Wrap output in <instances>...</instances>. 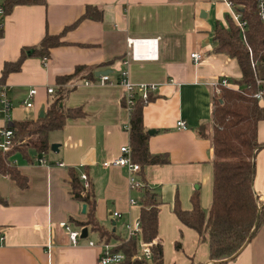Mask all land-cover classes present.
Returning a JSON list of instances; mask_svg holds the SVG:
<instances>
[{"label": "crops", "instance_id": "1", "mask_svg": "<svg viewBox=\"0 0 264 264\" xmlns=\"http://www.w3.org/2000/svg\"><path fill=\"white\" fill-rule=\"evenodd\" d=\"M87 6L95 7L99 17H84ZM230 11L225 0H46L45 4H17L4 14L0 78L4 63L16 61L22 49L38 45L45 33H62L63 42L50 48L47 56L27 55L21 68L3 80L12 106L11 122L44 113L60 89L64 90L62 105L79 107L83 115L67 118L60 129L49 133V144L58 148L50 147L45 163L37 162L36 156L33 161L17 153L10 156L27 185L20 188L0 174V194L6 200L0 203V264H100L102 245L97 234L77 222L86 220L88 207L82 212L85 203L70 193L71 167L78 175L87 173L95 202L93 215L104 228L127 238L128 229L139 221L143 189L148 188L158 203L163 264L211 263L207 234L201 237L183 224L172 207L178 203L190 210L195 192L205 213L211 203L210 123L213 97L221 91L216 83L241 74L234 58L214 49L216 24L225 26ZM129 38L156 39V58L132 57ZM147 47L136 44L139 53ZM192 52L201 58L195 60ZM78 65L85 68L74 74ZM101 70L110 71L109 81L103 84L96 79ZM122 71L134 86H155L148 97H141L146 101L142 122L149 152L167 157L166 163L147 165L142 174H135L139 187L130 186L124 166L103 164L118 158L121 146H130L125 128L130 109L119 82ZM66 75H71L67 81L57 83L58 77ZM48 86L53 87L52 93L46 91ZM32 87L36 93L27 108L24 101ZM258 101L264 107V97ZM181 119L185 129L177 127ZM4 125L0 117V129ZM256 136L262 147L254 156L252 188L261 222L224 264H264V118L257 123ZM131 198L136 202L131 203ZM65 224L80 232L86 228V237L71 244ZM177 242L180 248L175 247ZM108 244L113 247L117 241Z\"/></svg>", "mask_w": 264, "mask_h": 264}, {"label": "trees", "instance_id": "2", "mask_svg": "<svg viewBox=\"0 0 264 264\" xmlns=\"http://www.w3.org/2000/svg\"><path fill=\"white\" fill-rule=\"evenodd\" d=\"M231 1L234 9L241 12V19L246 24L239 27L227 14L226 25L217 23L214 30L215 51L234 58L241 74L239 78L229 80L235 87H221L220 93L213 97L211 203L205 213L199 203L198 193L195 192L191 197L190 210L181 209L178 203H174L172 207L183 224L196 230L201 237L207 234L211 261L209 264H224V259L235 255L251 239L261 222L260 214L257 220L259 207L252 180L255 171L254 156L262 147L257 140L256 129L258 121L264 118V107L259 104L253 93L264 85V25L257 17L255 0ZM45 3L46 0H5L1 5L6 14L17 4ZM94 8L87 6L84 17L98 18L99 12ZM1 31L2 28L0 35ZM61 34L45 33L38 45L22 49L16 61L5 62L1 70L0 88L5 84L3 80L10 72L21 68V63L27 55L47 56L50 48L61 45ZM84 68V65H78L74 74ZM70 76L58 77L56 81L63 83ZM63 92V89L56 92L42 116L13 121L9 125L13 131V146L8 151L0 150V174L8 176L20 188L27 185V180L11 162L10 156L17 153L27 161H33L35 156L45 158L50 149L49 133L60 129L67 118L83 115L79 107L65 108L62 105ZM145 102L140 96L136 97L129 117L131 158L140 165L138 174H142L147 165L167 162L166 155L152 154L148 150V135L142 122V105ZM202 132L200 130V133ZM68 175L72 197L88 207V217L86 220H78V224L95 232L98 242L109 243L116 240L117 244L111 251L125 255L119 264H163V247L157 235L158 203L154 193L148 188L143 189L139 214L140 234L124 238L104 228L94 218L95 202L87 173V187L83 185L74 168L68 169ZM5 202L0 194V203ZM139 240L148 244L151 251L149 260L141 256ZM175 247L180 248V243L177 242Z\"/></svg>", "mask_w": 264, "mask_h": 264}, {"label": "built area", "instance_id": "3", "mask_svg": "<svg viewBox=\"0 0 264 264\" xmlns=\"http://www.w3.org/2000/svg\"><path fill=\"white\" fill-rule=\"evenodd\" d=\"M228 4V6L232 9L230 11L229 15L233 19V21L239 26L242 27L246 24L245 21L241 19V12L238 11L237 9H234V5L231 0H225ZM256 3V14L259 19V21L264 25V0H255ZM4 9L3 6L0 4V29L3 28V17H4ZM155 41V43H154ZM139 43H146L148 47L146 48L145 51L139 53L136 49V44ZM151 44V45H149ZM128 45L131 50V56L136 57L138 59H153L156 58V53H155V45H156V39H133L129 38L128 39ZM191 57H193L195 60H198L201 58L200 53L198 52H192ZM43 60H46V57L42 58ZM97 81L99 83H106L109 81V75L108 74H101L97 76ZM91 81H84L85 84H89ZM121 84L124 85L125 88V95H124V102L125 105L130 109L133 108L136 97L140 96L142 98L148 97V94L152 89L155 88L153 84L148 85V84H140L137 86H134L133 84L129 83L126 79V72L122 71L121 72V78L119 80ZM258 82H262V80H258ZM216 86L219 87H231L229 81L226 78H222L218 80L216 83ZM46 91L48 93L53 92V87L48 86L46 88ZM219 91V90H218ZM36 93L35 88H30L27 94V98L24 101V106L29 108L32 106V99L34 94ZM253 96L257 99L260 100L264 97V87L261 86L257 91L253 93ZM11 102L10 98L7 94V86L3 85L0 88V117L5 122V126L0 129V150L2 151H8L12 146V136H13V131L9 127L11 123ZM177 127L181 129L186 128V124L184 120H178L177 121ZM126 130L128 131L129 129V123L125 125ZM120 156L112 161H107L104 162V165H117V166H124L127 168V171L129 173L128 181L131 187H139L140 183L137 181L135 174L139 172L140 170V165L136 162H134L131 158V150L129 145H123L120 147ZM37 162L39 163H45L46 160L42 157H37L36 158ZM61 165L62 163H58ZM80 179L83 181V185L85 187L88 186V181L86 178V175L82 173L80 175ZM131 203H135L136 200L131 198L130 199ZM114 215L117 216L118 213L114 212ZM65 231L67 233L69 242L71 244H76L78 242V239L80 237V230L72 229L68 224L64 225ZM140 234V223L139 221L135 224L134 228H129L128 229V236H138ZM94 242L90 241L89 244L92 245ZM102 245V251L99 255L98 261L100 264H119L121 263L125 255L122 252H112L111 251V246L108 243H105L103 241L99 242ZM139 249H140V254L141 256L145 257V259L149 260L151 257V251L147 243L143 242L142 240H139Z\"/></svg>", "mask_w": 264, "mask_h": 264}, {"label": "water", "instance_id": "4", "mask_svg": "<svg viewBox=\"0 0 264 264\" xmlns=\"http://www.w3.org/2000/svg\"><path fill=\"white\" fill-rule=\"evenodd\" d=\"M110 71L109 70H101V71H98V75H101V74H108ZM43 115V113H42V111L40 112V116H42ZM58 145L56 144V143H52L51 145H50V147H51V149L52 150H57V147ZM85 208H86V204H82V212H84L85 211ZM259 214H260V208L258 209V213H257V220H258V216H259ZM257 222V221H256ZM86 235H87V229L86 228H82L81 229V232H80V237H86ZM234 256V255H233ZM233 256H231V257H233ZM231 257H229V258H231Z\"/></svg>", "mask_w": 264, "mask_h": 264}, {"label": "rangeland", "instance_id": "5", "mask_svg": "<svg viewBox=\"0 0 264 264\" xmlns=\"http://www.w3.org/2000/svg\"><path fill=\"white\" fill-rule=\"evenodd\" d=\"M219 93H220V92H219ZM219 93H218V94H219ZM210 125H211L210 127H211V129H212V123H210ZM211 136H212V130H211Z\"/></svg>", "mask_w": 264, "mask_h": 264}]
</instances>
